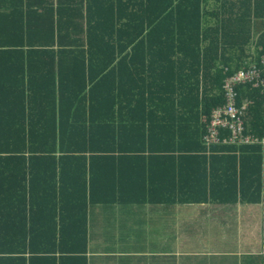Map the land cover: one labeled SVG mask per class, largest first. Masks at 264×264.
<instances>
[{
	"label": "trees",
	"instance_id": "trees-1",
	"mask_svg": "<svg viewBox=\"0 0 264 264\" xmlns=\"http://www.w3.org/2000/svg\"><path fill=\"white\" fill-rule=\"evenodd\" d=\"M26 1L0 5V264H86L89 203L165 192L136 181L118 198L103 177L97 200V167L136 179L149 164L174 196L212 184L264 203L261 142L228 127L203 141L250 70L236 106L263 138L264 0Z\"/></svg>",
	"mask_w": 264,
	"mask_h": 264
},
{
	"label": "crops",
	"instance_id": "crops-1",
	"mask_svg": "<svg viewBox=\"0 0 264 264\" xmlns=\"http://www.w3.org/2000/svg\"><path fill=\"white\" fill-rule=\"evenodd\" d=\"M12 2L16 4V0H0V5L10 10ZM126 169L125 174H116L114 169L104 172L97 167L98 180L102 179L97 200L103 177L118 198H130L136 181L165 192L158 190L153 198L146 196L148 200L136 203L109 199L89 203L86 264H264L263 198L227 195L211 184L207 195L202 192L208 197L191 201L169 194V179L162 176L166 172L146 164L140 172L133 168L137 174L133 179L125 177L130 173Z\"/></svg>",
	"mask_w": 264,
	"mask_h": 264
},
{
	"label": "built area",
	"instance_id": "built-area-1",
	"mask_svg": "<svg viewBox=\"0 0 264 264\" xmlns=\"http://www.w3.org/2000/svg\"><path fill=\"white\" fill-rule=\"evenodd\" d=\"M258 77V74L255 70L250 71H240L235 74L234 77L227 80L225 85L227 101L226 104L217 110H215L213 119L208 125L207 134L204 137V142L207 145L219 141V128L228 127L232 130L234 139L231 141L237 144H247L254 142H261L264 152V135L262 140L251 136H245L244 131V122L241 119L242 112L247 106H243L241 110L236 106V92L234 91L235 86L242 83H248L255 80ZM228 142V141H225ZM263 213H264V203H263ZM262 254L264 257V223H263V250Z\"/></svg>",
	"mask_w": 264,
	"mask_h": 264
},
{
	"label": "rangeland",
	"instance_id": "rangeland-1",
	"mask_svg": "<svg viewBox=\"0 0 264 264\" xmlns=\"http://www.w3.org/2000/svg\"><path fill=\"white\" fill-rule=\"evenodd\" d=\"M212 21H213V25H212V27H213V26H215V24H216V19H215V18H212ZM247 104H248V103H245V106H247Z\"/></svg>",
	"mask_w": 264,
	"mask_h": 264
}]
</instances>
